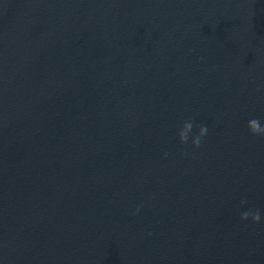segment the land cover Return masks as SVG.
<instances>
[{"label": "water", "instance_id": "water-1", "mask_svg": "<svg viewBox=\"0 0 264 264\" xmlns=\"http://www.w3.org/2000/svg\"><path fill=\"white\" fill-rule=\"evenodd\" d=\"M253 117L264 0H0V264H264Z\"/></svg>", "mask_w": 264, "mask_h": 264}, {"label": "clouds", "instance_id": "clouds-1", "mask_svg": "<svg viewBox=\"0 0 264 264\" xmlns=\"http://www.w3.org/2000/svg\"><path fill=\"white\" fill-rule=\"evenodd\" d=\"M246 127L250 134L253 136H259L264 138V121L261 118L253 117L250 118L247 123ZM194 128V123L191 118L186 119L182 126L178 129L177 135L181 144H185L188 142L189 134L192 133ZM208 128L206 125H199L198 131L192 136L191 144L193 147H200L202 143V138L207 134ZM247 203L246 200H241V204ZM135 212H139V206L135 209ZM135 214V213H134ZM241 220H251V222L256 223L261 220V215L258 209H249L242 211L240 213Z\"/></svg>", "mask_w": 264, "mask_h": 264}]
</instances>
